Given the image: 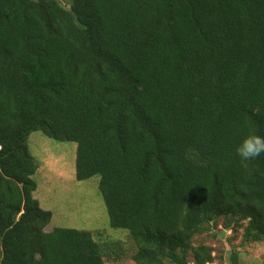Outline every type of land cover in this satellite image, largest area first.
<instances>
[{
    "label": "trees",
    "instance_id": "obj_1",
    "mask_svg": "<svg viewBox=\"0 0 264 264\" xmlns=\"http://www.w3.org/2000/svg\"><path fill=\"white\" fill-rule=\"evenodd\" d=\"M67 1L0 0V264H106L48 229L36 132L77 144L136 264H215L193 240L220 220L263 242L264 155L237 147L264 136V0Z\"/></svg>",
    "mask_w": 264,
    "mask_h": 264
},
{
    "label": "rangeland",
    "instance_id": "obj_2",
    "mask_svg": "<svg viewBox=\"0 0 264 264\" xmlns=\"http://www.w3.org/2000/svg\"><path fill=\"white\" fill-rule=\"evenodd\" d=\"M59 1L68 4L67 0ZM28 147L39 166L33 177L37 185L34 198L42 209L52 213L48 229L92 232L94 240L107 250L106 264H136L132 260L136 247L128 231L110 226L99 191L100 177L82 182L76 179L77 144L56 141L36 132L30 135ZM243 233V229L225 230L220 220L211 231L196 236L193 245L211 247L215 264H264V241L245 243ZM234 255H237L235 262ZM190 261L193 264L192 258Z\"/></svg>",
    "mask_w": 264,
    "mask_h": 264
},
{
    "label": "clouds",
    "instance_id": "obj_3",
    "mask_svg": "<svg viewBox=\"0 0 264 264\" xmlns=\"http://www.w3.org/2000/svg\"><path fill=\"white\" fill-rule=\"evenodd\" d=\"M237 155L245 161L264 155V136H247L237 147Z\"/></svg>",
    "mask_w": 264,
    "mask_h": 264
}]
</instances>
